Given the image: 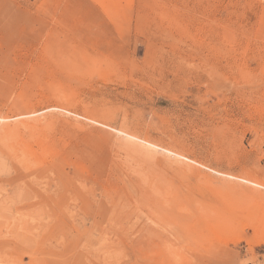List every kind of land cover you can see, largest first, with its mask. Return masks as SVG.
Here are the masks:
<instances>
[{
  "label": "rangeland",
  "instance_id": "obj_1",
  "mask_svg": "<svg viewBox=\"0 0 264 264\" xmlns=\"http://www.w3.org/2000/svg\"><path fill=\"white\" fill-rule=\"evenodd\" d=\"M0 264H264V0H0Z\"/></svg>",
  "mask_w": 264,
  "mask_h": 264
},
{
  "label": "bare ground",
  "instance_id": "obj_2",
  "mask_svg": "<svg viewBox=\"0 0 264 264\" xmlns=\"http://www.w3.org/2000/svg\"><path fill=\"white\" fill-rule=\"evenodd\" d=\"M115 131H117L118 133H117V135H118V137L119 138H124L123 136H130V137H134V136H132V135H130V134H128V133H126L125 131H123V130H121V129H114ZM125 140H127V141H130L131 142V140L130 139H127V138H124ZM149 145H152L153 146V144H149ZM167 152H169L170 154H173V155H175V156H178V157H184L183 155H181L179 152H177V151H173V150H167V149H165ZM185 158V157H184ZM226 175H229V174H226ZM231 175V174H230ZM233 177H235V178H239V179H241V180H245V181H248V182H250L251 181V179H249V178H247L246 176H234V175H232Z\"/></svg>",
  "mask_w": 264,
  "mask_h": 264
}]
</instances>
